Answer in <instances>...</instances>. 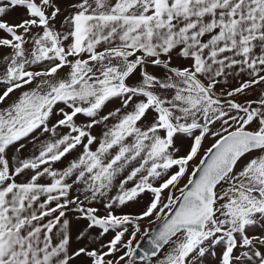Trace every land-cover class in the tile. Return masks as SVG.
Wrapping results in <instances>:
<instances>
[{"label":"snow or ice","instance_id":"obj_1","mask_svg":"<svg viewBox=\"0 0 264 264\" xmlns=\"http://www.w3.org/2000/svg\"><path fill=\"white\" fill-rule=\"evenodd\" d=\"M0 264H264V0H0Z\"/></svg>","mask_w":264,"mask_h":264},{"label":"rangeland","instance_id":"obj_2","mask_svg":"<svg viewBox=\"0 0 264 264\" xmlns=\"http://www.w3.org/2000/svg\"><path fill=\"white\" fill-rule=\"evenodd\" d=\"M19 13H16V14H14V16L15 15H18ZM208 146H210V142H206L205 143V145H204V147L206 148V147H208ZM126 210H128V209H126ZM132 211H138V209H136V208H133V209H131Z\"/></svg>","mask_w":264,"mask_h":264},{"label":"water","instance_id":"obj_3","mask_svg":"<svg viewBox=\"0 0 264 264\" xmlns=\"http://www.w3.org/2000/svg\"><path fill=\"white\" fill-rule=\"evenodd\" d=\"M142 246L147 247V241L146 240L142 242Z\"/></svg>","mask_w":264,"mask_h":264}]
</instances>
